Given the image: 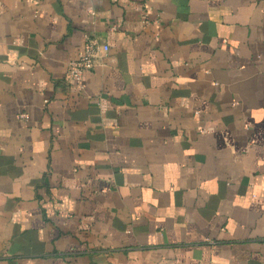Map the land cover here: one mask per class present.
Here are the masks:
<instances>
[{"label":"crops","instance_id":"obj_1","mask_svg":"<svg viewBox=\"0 0 264 264\" xmlns=\"http://www.w3.org/2000/svg\"><path fill=\"white\" fill-rule=\"evenodd\" d=\"M0 264H264V0H0Z\"/></svg>","mask_w":264,"mask_h":264},{"label":"built area","instance_id":"obj_2","mask_svg":"<svg viewBox=\"0 0 264 264\" xmlns=\"http://www.w3.org/2000/svg\"><path fill=\"white\" fill-rule=\"evenodd\" d=\"M113 28H116V26L114 25ZM109 49V45L101 42L100 39L87 38L78 57L68 62V78L77 82L83 88L86 73L94 67L98 58L108 53Z\"/></svg>","mask_w":264,"mask_h":264}]
</instances>
